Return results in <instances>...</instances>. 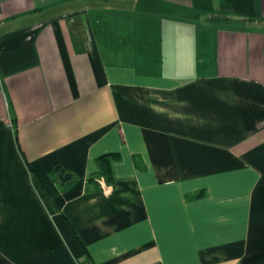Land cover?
Listing matches in <instances>:
<instances>
[{"label": "crops", "instance_id": "1", "mask_svg": "<svg viewBox=\"0 0 264 264\" xmlns=\"http://www.w3.org/2000/svg\"><path fill=\"white\" fill-rule=\"evenodd\" d=\"M0 264H264V0H0Z\"/></svg>", "mask_w": 264, "mask_h": 264}, {"label": "trees", "instance_id": "2", "mask_svg": "<svg viewBox=\"0 0 264 264\" xmlns=\"http://www.w3.org/2000/svg\"><path fill=\"white\" fill-rule=\"evenodd\" d=\"M118 156L116 154H108L98 159V165L100 168V176H103L107 185L113 184V173L111 169L112 161L116 160ZM57 170V168H56ZM57 172V171H56ZM37 179V177H35ZM39 182V181H38Z\"/></svg>", "mask_w": 264, "mask_h": 264}, {"label": "water", "instance_id": "3", "mask_svg": "<svg viewBox=\"0 0 264 264\" xmlns=\"http://www.w3.org/2000/svg\"><path fill=\"white\" fill-rule=\"evenodd\" d=\"M57 170H58V178H59V181L64 183V182H67L68 180H70V174H66L65 171L63 169H61L60 167H57Z\"/></svg>", "mask_w": 264, "mask_h": 264}, {"label": "built area", "instance_id": "4", "mask_svg": "<svg viewBox=\"0 0 264 264\" xmlns=\"http://www.w3.org/2000/svg\"><path fill=\"white\" fill-rule=\"evenodd\" d=\"M8 125L10 126L11 124L8 122Z\"/></svg>", "mask_w": 264, "mask_h": 264}]
</instances>
